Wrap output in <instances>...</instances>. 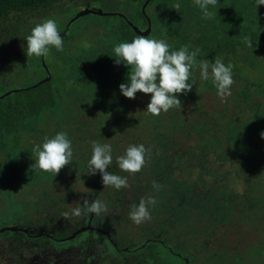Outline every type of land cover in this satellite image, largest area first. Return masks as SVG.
<instances>
[{"label": "rangeland", "instance_id": "1", "mask_svg": "<svg viewBox=\"0 0 264 264\" xmlns=\"http://www.w3.org/2000/svg\"><path fill=\"white\" fill-rule=\"evenodd\" d=\"M142 1L145 3L147 0H59L39 10L13 12L1 18L0 79L12 90L27 88L40 77L35 68L37 57H28L26 54V37L37 24L49 18L57 22L60 34L69 24L70 27L67 29V36H62L64 50L52 48L45 58L48 67L72 71L92 50L98 55L103 49L113 57L109 63H116L114 47L119 38L117 31L109 27V24L118 23L120 18L111 13L131 16L139 9ZM87 10H99L107 14L90 13ZM72 19L74 21L71 22ZM199 61L201 60H197ZM235 63V84L232 86L231 96L226 98L227 102L221 101L213 82L202 80L199 69L194 67L192 79L195 84L189 92L190 97L183 94L178 97L182 101V107L178 109V127L171 124L173 109L169 110V115L164 114L161 125L169 124V127H173L167 133H178L180 146L178 155L174 152L177 157L174 164L183 168L188 158L184 153L189 150L197 154L195 157L191 155L195 158L194 164L197 167L194 174L195 195L188 197V186H179L180 204L185 208L179 210L178 228L174 225L173 230L171 211L166 210L168 206H172L175 196L171 181L164 179L161 190L154 189L152 197L156 198L157 204L149 205V208H153L149 210L151 220L140 224L141 230L139 226L133 225L128 239L124 235L120 237L117 233L119 230L115 228L116 238L123 245L130 244L133 247L149 237L162 235L175 250L190 257L193 264H264V138L261 137V132H264V34L261 43L240 50ZM70 83H73L72 79H68V84ZM76 88L72 94L77 97L73 105L75 108L58 113L57 120L44 127H54L57 124L68 127L72 122L68 113L72 112L71 114H78L80 117L86 110L98 111L105 100L109 102V93L102 92L99 97H91L94 87H88L84 80ZM81 90H84V95L79 94ZM100 99V103L92 104V101ZM150 99L151 94L144 93L138 94L134 99L133 114L142 117V122L150 116L152 121L157 120L156 116H152L144 108ZM78 120L77 117L74 119L75 122ZM140 123L138 119L137 125ZM172 140H169L167 147L171 154ZM158 142L167 144L165 137L159 138ZM33 149H23L22 152L18 149L7 156L0 153V183L4 179L26 180L38 172L32 160L35 159ZM159 152L162 153L161 148ZM201 153L206 156L202 158ZM161 161L162 158L157 157L154 165L159 166ZM201 166L206 168L203 170ZM203 178H207L206 183ZM3 190H7L6 186ZM9 210L14 209L4 203L0 210V226L14 221L13 211ZM30 216L28 211L24 219L26 223ZM111 222L114 227V220ZM73 231L74 228L68 226L62 232L68 235ZM15 236L12 231L3 232L0 240L13 239ZM89 236L85 233L78 239ZM2 243L3 253H11V247H4L7 243ZM147 247L153 254L161 251V260L167 261L170 254L166 255L159 245L150 244ZM111 249L110 247L111 256L121 261L122 258ZM147 253L145 250L130 258V263L150 264Z\"/></svg>", "mask_w": 264, "mask_h": 264}, {"label": "flooded vegetation", "instance_id": "2", "mask_svg": "<svg viewBox=\"0 0 264 264\" xmlns=\"http://www.w3.org/2000/svg\"><path fill=\"white\" fill-rule=\"evenodd\" d=\"M116 33L119 38L117 44H119L120 32ZM98 60L82 61V65L86 71L88 70L87 73L106 69L112 77L120 76V71L127 68L124 64L118 65ZM84 81L88 86L93 85L94 87L91 97H99L102 92L109 93V102L105 100L98 111L93 109L82 111L80 117L75 114V118H79L78 122L86 123L82 126L36 127L23 131V139L28 141V146L23 147L24 149H32L36 145L42 146L45 137L53 138L58 132L67 133L73 145V162L63 168L56 177L38 169L35 175L27 177L26 180L20 178L15 181L9 179L1 181L0 210L4 203L13 207L14 210L9 211H13L14 221L11 224L0 226V229L16 227V230L3 231H12L16 236L13 239L0 240V264H131L130 258L140 255L145 250L148 251L146 256L150 258V264H180V262L193 264L190 257L175 250L173 245H169L165 238L161 237V234L160 237H149L143 243L131 247L130 244L123 245L116 238L115 228L119 230L117 233L120 237L124 235L127 239L133 225L139 226L141 230L140 224L137 225L129 220L130 211L127 212V210H131L134 204L138 205L142 198L146 200L148 196H153V182L163 185L164 179L171 181L173 196H175L172 206H168L166 210L171 211L173 230L174 225L178 228L179 210L185 208L180 204L179 186H188L189 191L186 194L188 197L195 195L194 157L197 154L186 150L187 152L184 153L188 156L186 165L179 168L177 164H174V161H177L174 152L178 155L180 146L178 133H167L173 127H169V124L161 125L164 121V114L169 115L171 112L162 113L155 122L151 120V116L142 122V117L133 114L134 99L125 97L119 87L121 83H129V80L110 78L104 81L107 84L103 82L105 84L103 87H100L97 81ZM80 92L85 93L84 90ZM138 94L141 92H138L136 97ZM101 100L92 101V104H98ZM148 103L144 108L147 109ZM172 112L171 124L178 127V109H173ZM138 119L141 122L140 125H137ZM168 119L170 121V117ZM161 137H165L167 144L158 142ZM170 139H173L172 154L167 149ZM92 141L112 146L113 161L109 166V171L127 177L130 187L120 190L104 187L99 172L90 175L89 160L92 155ZM139 144H144L146 148L151 149L152 164L148 161L143 171L129 175L119 168L116 157L123 155L129 145ZM160 148L162 153L159 152ZM192 154L195 156H191ZM33 156L35 159L32 160L35 162L37 159L35 153ZM157 157L162 158L159 166L154 165ZM4 186L7 190H3ZM85 199L90 202L97 199L103 201L108 207V212L98 217L92 213L88 217L86 214L79 217L71 215L74 208L84 210ZM28 211L31 216L28 218L29 222L26 223L24 219ZM65 212L70 213L69 218L63 216ZM112 220H114V227L111 225ZM68 226L74 228V231L64 235L63 228ZM81 228L86 229L71 237ZM85 233L90 236L78 239ZM2 242L7 243L4 247H11V253H3L4 243ZM16 243L18 244L13 246ZM150 244L159 245L166 255L170 254L167 261L161 260L162 253H150L147 250ZM110 247L112 252H116L122 258L121 261L111 256Z\"/></svg>", "mask_w": 264, "mask_h": 264}, {"label": "trees", "instance_id": "3", "mask_svg": "<svg viewBox=\"0 0 264 264\" xmlns=\"http://www.w3.org/2000/svg\"><path fill=\"white\" fill-rule=\"evenodd\" d=\"M57 1L59 0H0V19L13 12L39 10ZM143 4L144 1L139 9L128 18L145 30L148 20L142 11ZM209 11L214 15L211 19H206L195 0H185L184 2L151 0L146 6V13L151 19L152 29L146 37L165 40L170 45V51L179 50L185 45L189 47L190 51L199 48L197 60H207L212 64L215 59L221 58L225 65L232 64L233 66L237 64L235 62L240 50L249 48L245 43V37H250L253 45L262 42L264 5L258 6L256 0H218L214 7L209 6ZM116 17L120 18V21L116 24H109V27L120 32V43L131 42L136 36H139L125 18L118 14ZM112 58L110 54H106L105 49L101 50L98 55L94 54L92 50L84 61L99 59V62L107 63ZM35 68L40 77L29 86L47 75L45 66L42 64V56L37 57ZM49 69L52 73L49 81L38 87L19 89L0 99V153L4 156L18 151V149L22 152L23 147L28 146V141L23 139V131L48 126L57 120L58 113L72 110L68 108H75L73 105L77 97L72 94L77 90V84L81 80L97 81L99 86L103 87L107 84L104 81L110 78L129 80L128 73L131 71V68L127 67L120 71V76L112 77L106 69L87 73L82 61L75 70L68 72L50 66ZM68 79H72L73 83L68 84ZM207 81L208 83L212 82L211 79ZM88 87H93V85ZM9 90L5 82L0 79V96ZM187 97H190V93L187 94ZM71 113L69 116L67 114L69 120L72 121L70 126H82L83 123H86L75 122V114ZM56 126L62 125L57 124ZM200 155L202 158L206 156L203 153ZM200 168L204 170L206 167L201 166ZM199 178L201 179V177ZM206 181L207 178H203V182L206 183Z\"/></svg>", "mask_w": 264, "mask_h": 264}, {"label": "clouds", "instance_id": "4", "mask_svg": "<svg viewBox=\"0 0 264 264\" xmlns=\"http://www.w3.org/2000/svg\"><path fill=\"white\" fill-rule=\"evenodd\" d=\"M218 0H195L196 5L202 10L206 19L214 15L209 11V6H215ZM258 6L264 5V0H256ZM245 43L252 47L253 41L250 37L244 38ZM28 57L47 58L50 49L64 50L63 37L60 34L57 22L54 19H46L37 24L31 34L26 37ZM200 49L190 51L187 45L179 50L170 51V45L163 39H149L144 35L136 36L131 42H122L114 47L116 64L123 63L131 71L128 73L129 83H121L122 94L135 99L138 92L151 94L150 102L147 105V112L152 116H160L172 109H180L182 101L178 98L180 94L187 95L192 91L193 68L200 71L202 80L213 82L217 89V95L222 102L231 96L232 86L235 84L233 78V65L222 62L221 58L215 59L210 65L207 60L197 62V55ZM191 81V83H189ZM264 138V132H261ZM92 155L89 160L90 175L99 172L102 176L104 187H113L116 190L130 187L127 177L113 174L109 171L112 164V146L92 141ZM37 159L34 167L56 177L63 168L73 162V145L67 133L58 132L53 138L45 137L41 145L33 149ZM151 149L144 144L129 145L123 155L117 156L119 168L129 175H135L143 171L151 159ZM153 188L160 191L162 185L153 182ZM157 200L149 196L146 200L141 199L138 205H132L129 218L137 225L151 220L149 205L155 206ZM84 210L74 208L71 215L81 216L92 213L100 216L108 212L107 205L101 200H84ZM69 218L70 213H63Z\"/></svg>", "mask_w": 264, "mask_h": 264}, {"label": "water", "instance_id": "5", "mask_svg": "<svg viewBox=\"0 0 264 264\" xmlns=\"http://www.w3.org/2000/svg\"><path fill=\"white\" fill-rule=\"evenodd\" d=\"M150 1H151V0H147V1L143 4V7H142V11H143V13L146 14V16H147V20H148V26H147V28H146L145 30H143V29L140 28L138 25H136L135 23H133V21L130 20V19L128 18V16H126V15H124V14H120V13H111V14H118V15L122 16L123 18H125V19L127 20V22L132 26V28L135 30V32H136L137 34L147 36V35L150 34L151 29H152V22H151V19H150V17H149V16L147 15V13H146V6H147V4H148ZM86 12L96 13V14H107V13H105V12H103V11H99V10H87ZM72 21H74V19H72L71 22H72ZM71 22H70V23H71ZM69 27H70V24L67 26V29H68ZM67 29H66L63 33H61V36H65V35H67ZM42 61H43V64H44V66H45V69H46V71H47V75H46V77L43 78V79H41V80H39L38 82H36V83L33 84L32 86L27 87L26 89H29V88H31V87H38L39 85H41V84H43V83H45V82H47V81H49V80L51 79V75H52V73H51L49 67L47 66V64H46V62H45V57H43V56H42ZM18 90H19V89H12V90H9V91H7L6 93H4L3 95H1V96H0V99H2L4 96L9 95L10 93H12V92H14V91H18ZM7 229H10V230H16V227H6V228H2V229H0V232H3V231H5V230H7ZM85 229H86V228H81V229L77 230V232H76L75 234H73L71 237H74L77 233L82 232V231L85 230Z\"/></svg>", "mask_w": 264, "mask_h": 264}]
</instances>
